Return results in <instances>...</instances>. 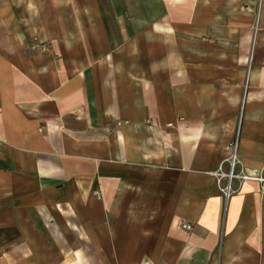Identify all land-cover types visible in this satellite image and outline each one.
<instances>
[{"label": "crops", "instance_id": "0c3cea01", "mask_svg": "<svg viewBox=\"0 0 264 264\" xmlns=\"http://www.w3.org/2000/svg\"><path fill=\"white\" fill-rule=\"evenodd\" d=\"M0 264H264V0H0Z\"/></svg>", "mask_w": 264, "mask_h": 264}, {"label": "built area", "instance_id": "2783aa9c", "mask_svg": "<svg viewBox=\"0 0 264 264\" xmlns=\"http://www.w3.org/2000/svg\"><path fill=\"white\" fill-rule=\"evenodd\" d=\"M44 51H46V49H44ZM236 151H237V143H234V156H233L232 162H231V172H230V174L222 175L223 177L225 176L228 179V183L226 184V186H223L221 189L224 196L226 197V199H228L231 196V193H232L231 182H232L233 178L236 177L234 174V169H235L236 165L239 163V160L236 156ZM97 197H99L98 193H97ZM182 227L184 229H187V230L191 229V226L188 224H183Z\"/></svg>", "mask_w": 264, "mask_h": 264}]
</instances>
